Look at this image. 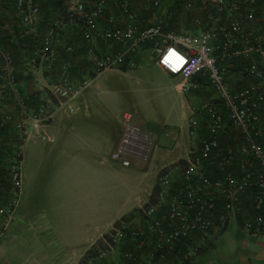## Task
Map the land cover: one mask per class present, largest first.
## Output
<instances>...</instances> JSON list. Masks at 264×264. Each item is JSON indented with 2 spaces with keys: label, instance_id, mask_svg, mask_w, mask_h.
Segmentation results:
<instances>
[{
  "label": "built area",
  "instance_id": "1",
  "mask_svg": "<svg viewBox=\"0 0 264 264\" xmlns=\"http://www.w3.org/2000/svg\"><path fill=\"white\" fill-rule=\"evenodd\" d=\"M136 2L69 0L70 26L56 19L39 33V6L16 0L25 28L22 36L38 41L31 71L44 67L49 75L42 88V103L27 107L15 85L10 59L0 49V79L16 102L15 113L0 107V130L13 125L16 134L15 155L8 162L10 198L0 207V239L20 194L24 141L53 142L54 137L44 129L55 117L71 113L73 102L99 75L119 69L126 61L137 67L133 58L146 45L164 73L183 77L182 93L200 88L197 80L192 81L200 75L208 81L214 97L191 106L187 125L195 145L183 165H170L157 175L153 203L143 211L144 227L131 230V236L139 240L137 248L151 242L149 234L155 235L158 249L166 245L171 250L180 238L197 236L204 241L234 218L241 219L252 235L264 232V0ZM165 2L168 5L163 7ZM142 10L149 11L145 25L141 23ZM166 13L186 24L164 31L161 22ZM63 27L78 33L85 45L88 62L79 76L72 63L56 53ZM99 42L111 43L116 49L102 51ZM64 52L73 55L76 47L66 44ZM130 118V114L123 115L125 122ZM133 133L143 135L128 130L113 158H145L149 140L145 138L148 145L140 148L141 142L130 138ZM228 139L230 145L222 149V141ZM122 164L129 165L127 160ZM205 164L215 167L217 179L205 175ZM123 229L114 230L99 259L119 248ZM189 256L187 253L184 258Z\"/></svg>",
  "mask_w": 264,
  "mask_h": 264
},
{
  "label": "rangeland",
  "instance_id": "2",
  "mask_svg": "<svg viewBox=\"0 0 264 264\" xmlns=\"http://www.w3.org/2000/svg\"><path fill=\"white\" fill-rule=\"evenodd\" d=\"M136 1L137 4L141 2V0ZM67 5L70 6L69 0ZM167 5L168 3L165 2L163 6ZM61 21L65 22L64 19ZM185 24L186 22L182 23ZM64 30L67 28L61 29ZM97 46L103 51L116 49L111 43L99 42ZM133 62L137 67L129 66L125 72L115 69L99 75L93 81L92 87L77 98L79 101L83 100L84 106L74 114L73 126H79L80 131H83L84 126L106 127V152L100 160L112 164L120 175L119 179L107 176L105 198L100 196L106 210L107 223L113 221L112 218L120 212L128 209L134 199L132 196V201L130 200L128 187L117 189L120 183L129 185L131 181L133 184L136 177L139 186L149 188L154 182V187L148 194L147 191L139 193L136 209L125 214L123 216L125 219L120 220L125 224L130 219L129 222L134 226L142 227L145 221L143 211L153 203L156 177L160 172L158 170L166 164L161 154L165 152L164 150L169 152V149H172L173 136L186 132L189 111H186L182 103V95L173 87L175 83L183 80V77L164 75L148 48H141L134 56ZM77 73L76 76L80 74ZM47 74L46 71L44 72V67L37 72L31 71L27 79L28 91L44 88L47 84L45 79ZM204 82L203 95H194L192 90L186 94L190 98L191 106L214 97L208 81ZM125 113L131 116L129 122L123 120ZM59 115L62 116H57L63 117L69 113ZM63 122L62 120L65 128L69 121ZM128 130L143 134L151 142L148 156L141 159L128 155L113 160L112 155L117 153ZM44 131L55 138L53 143L28 139L23 144V158L20 164L21 187L13 217L14 220L22 221L26 228L17 240L14 239L11 250L1 249L0 264H19L16 248H20L21 245L16 246L17 241L21 242L24 238L28 240L39 230L49 234L54 228L60 234L73 226L76 231L89 217L85 213L86 210L92 208L87 206L84 208L78 202L81 193L71 187L72 183L67 179L69 171L64 168L67 156H55L57 150L65 151L64 143L68 141V134L63 129L62 132L54 135L55 132L50 131L49 126ZM152 133L159 136V142L153 140ZM115 142L119 145L116 149H111L110 145ZM58 145L61 146L57 147ZM176 152L178 151L175 150L174 153ZM92 158L96 159L94 156ZM123 160H127L129 165L124 166ZM168 166L170 165L165 167ZM262 256H264V234L253 236L246 228L239 225L237 218H234L228 221L225 232L213 242V248L203 256L201 264H263L258 260Z\"/></svg>",
  "mask_w": 264,
  "mask_h": 264
},
{
  "label": "crops",
  "instance_id": "3",
  "mask_svg": "<svg viewBox=\"0 0 264 264\" xmlns=\"http://www.w3.org/2000/svg\"><path fill=\"white\" fill-rule=\"evenodd\" d=\"M31 1L34 4V0H29L30 3ZM49 17H52V14H50ZM37 23L40 33H43L49 26L48 18L44 16H40ZM20 24V17L19 20H15L8 11L0 8V39L2 37L14 38L17 35H15L14 29L15 27H20ZM77 35L76 32H73L70 29L60 31L59 39L61 40V44L56 48L58 56H61L62 54L65 55L64 45L73 44L71 42H74L73 45L76 47V52L73 55H67V60L72 63L74 68H78L75 69V74L82 71V67L80 66L83 65L84 60L87 58L84 42L81 40V36L79 34ZM77 47L78 51L82 53L77 54ZM100 50H102V48H100ZM2 67L3 65L0 64V70ZM160 71L164 75L171 77V75L164 73L161 69ZM24 77H26V72L22 71L21 74L18 75L22 86L24 85L23 83L26 82ZM45 79H48V74ZM181 83L182 80L179 83H175L173 87H175L176 91L182 95V103L186 111H189L190 113V98L181 92ZM3 91V82L0 81V107L5 112L15 113V103H13L12 98L10 96H6ZM83 106V100L79 101L76 99L72 104V112L67 116H63L64 118L58 117L62 116L58 115L49 125V130L52 132L54 131L55 134H53L56 135L64 129L68 134V141L64 143L65 151L57 150L55 156H67V162L64 165L66 171H69L67 179L72 183L71 187L81 193L78 199L79 204L84 208L86 206L87 208L92 207L89 211L87 209L85 212L89 217H87L85 222L80 224V227H78L76 231L73 226L60 234H58L54 228L49 234L47 232H40L39 230L38 233H35V235L33 233L28 240L24 238L21 242L17 241L16 246L21 245L20 248H16L19 264H123L120 260V254L122 251L120 248H116L113 254L104 259H99L98 255L105 249V246L108 244L107 242H110V235L112 231L119 229V226L124 227L123 223L120 221L123 216L136 209L137 197L139 193L147 191L146 194H148L152 187H154V182L149 188L139 186L136 177L134 178L133 184L131 181L129 185L127 183L121 185L120 183L117 186V189L121 190L122 187H128L130 200L132 201V196L134 198L132 201V205L134 206L130 204L128 209L120 212L119 215L112 218L113 221L110 223L106 222V210L101 202L100 196L105 198L107 176L110 175L114 179H119L120 175L114 169L112 164H107L103 159L100 160L106 152V127L103 125L84 126L82 127L83 131H80V128H78L79 126H73L75 121L73 116H75L74 114ZM62 120L65 123L69 121V124L65 125V128L63 126L64 124H62ZM151 135L155 142H159V136L154 133ZM171 139L174 142L172 149H169V152L164 150L165 152L161 154L163 160L166 162L163 167L167 165L180 164L181 161L186 160L192 152L196 140L194 136L190 135L188 125L184 134L173 136ZM61 145H58L57 147ZM118 145L119 143L115 142L110 146L111 149H116ZM150 145L151 142L149 141L148 153ZM175 150L178 152L174 153ZM148 153L145 158L148 156ZM114 154L112 155V159L118 160L119 158H113ZM92 156L96 157V159H93ZM163 167L161 169H163ZM24 228H26V226H24L22 221H19L18 219L14 220L12 215L7 229L3 234V238L0 240V252L1 249L11 250L14 245V239L17 240V238L20 237ZM133 228H140V226H132V229ZM263 234L264 232L260 235ZM2 254L4 253L2 252ZM204 255L205 254H201L195 257L192 260V264H201ZM258 260L264 264V256L260 257Z\"/></svg>",
  "mask_w": 264,
  "mask_h": 264
},
{
  "label": "trees",
  "instance_id": "4",
  "mask_svg": "<svg viewBox=\"0 0 264 264\" xmlns=\"http://www.w3.org/2000/svg\"><path fill=\"white\" fill-rule=\"evenodd\" d=\"M31 4L32 1H31ZM34 4L39 6L40 12L39 17L44 16L48 18L49 25L56 19L61 20L64 19V24L66 27L70 26V12L69 7L67 5V0H34ZM165 7V6H163ZM0 8L5 11H8L9 14L12 16L13 19L19 20L18 12L16 9V0H0ZM165 9V8H164ZM149 11L142 10L140 13L141 23L145 25L147 23L149 17ZM52 14V17H49ZM169 14H165V18L162 20L161 24L163 26L164 31H168L170 29H178V24L180 20L177 17H170ZM66 16L65 18H63ZM39 19V18H38ZM21 20V19H20ZM38 22V21H37ZM37 31L40 33L38 29V23L36 24ZM68 29V28H67ZM25 30L22 22L20 27H15L14 33L15 37H2L0 39V49L8 55L10 59V66L15 78V85L20 93V96L27 107H36L42 103L41 97L44 94L43 89L29 92L27 89L28 86V77L29 73L31 72L30 68V61L33 57V51L36 50L38 47V41L32 38V36H22L23 31ZM61 31V30H60ZM78 33H76L77 35ZM78 36V35H77ZM74 44V42H71ZM145 48H149V45L144 46ZM78 51V48H77ZM82 52L78 51L77 54ZM62 60H67V54H62L59 56ZM87 58L84 60L82 66L87 65ZM0 64L3 65L2 59L0 58ZM129 64L126 61L119 70L125 72L128 70ZM3 68V67H2ZM73 68V71L75 72ZM81 69V68H80ZM18 70V71H17ZM22 71L26 72V77H24L25 81L22 86L18 75L21 74ZM45 72V70H44ZM79 74V73H77ZM80 74H82L80 72ZM79 74V75H80ZM92 73H90L91 75ZM1 75V70H0ZM78 75V76H79ZM197 80L198 83L201 85L200 88L193 90L194 95H203V88L204 81L206 78L204 76H194L192 81ZM2 81V80H0ZM207 81V80H206ZM6 96H10L12 98L13 103H16L12 95L10 94L7 88H4L3 91ZM208 96V95H207ZM0 137H1V145H0V207L6 203V201L10 198L9 189H10V180L8 175V162L12 160L15 155V148H16V134L13 125H7L4 129L0 130ZM229 139L226 141H222L221 148L225 149L229 146ZM181 165L184 164L183 161L180 162ZM205 175L210 180H215L218 178L217 173L215 172V167L211 164H205ZM177 186V184L175 185ZM155 192V190H154ZM154 194V193H153ZM137 212H135L136 214ZM134 214V215H135ZM137 216V215H135ZM134 216V217H135ZM125 219V217L123 218ZM238 219V223L242 226L241 219ZM130 220V219H129ZM127 221V223L123 224V238L120 243L119 248L122 250L120 254V260L123 264H192V260L201 255L206 254L211 248H213V240L217 237L221 236L225 230L226 226L223 227L215 234H210V236L201 241L197 236H193L192 238H180L178 241L175 242L172 249L169 250L168 247L165 245L162 248L158 249L155 247L154 243L156 241L155 235L149 234V238L151 242H145V245L142 248H137V244L139 240H136L134 237L131 236L132 222ZM123 223V222H121ZM144 227V224H142ZM120 229L123 228L119 226ZM118 227V228H119ZM142 227V228H143ZM115 231H112L111 235H113ZM110 235V236H111ZM190 253V256L184 258V255Z\"/></svg>",
  "mask_w": 264,
  "mask_h": 264
},
{
  "label": "bare ground",
  "instance_id": "5",
  "mask_svg": "<svg viewBox=\"0 0 264 264\" xmlns=\"http://www.w3.org/2000/svg\"><path fill=\"white\" fill-rule=\"evenodd\" d=\"M132 137L133 138H136L138 141L141 142L140 148L147 147L145 144L148 145V143H146V139H145V136L144 135H140V134H137V133H133L130 138H132Z\"/></svg>",
  "mask_w": 264,
  "mask_h": 264
}]
</instances>
